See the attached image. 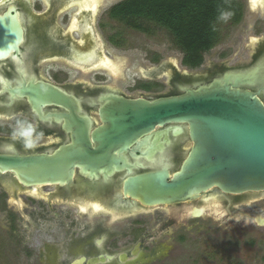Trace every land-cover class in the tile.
<instances>
[{
  "label": "flooded vegetation",
  "instance_id": "flooded-vegetation-1",
  "mask_svg": "<svg viewBox=\"0 0 264 264\" xmlns=\"http://www.w3.org/2000/svg\"><path fill=\"white\" fill-rule=\"evenodd\" d=\"M120 1L0 0V157H61L66 164L56 182L29 173L37 163L28 173L0 167V207L10 230L0 246L3 253L21 254L23 262L41 254L52 260L48 264L93 259L92 264H140L142 255L162 252L166 225H179L180 217L184 222L229 218L240 236L245 226H264L257 222L264 216L259 206L236 207L245 199H263L264 190L228 193L211 187L186 200L164 202V182L180 170L193 143L186 122L144 125L130 142L108 151L59 155L74 138L69 116L88 121V139L99 148L105 111L124 105L113 99L153 104L221 80L264 104V0L221 1L227 18L216 19L214 45L203 53L215 70L202 75L179 72L182 56L172 37L167 38L177 50L172 64L160 59L158 47L147 49L145 57L156 66L135 64L134 56L114 51L122 43L116 38L108 40L114 49L110 58L105 55L97 28L102 15L117 19L111 10ZM209 206L218 211H208ZM20 219L34 228L55 223L56 230L43 232L49 239L40 237L41 230L25 235L17 229Z\"/></svg>",
  "mask_w": 264,
  "mask_h": 264
},
{
  "label": "water",
  "instance_id": "water-1",
  "mask_svg": "<svg viewBox=\"0 0 264 264\" xmlns=\"http://www.w3.org/2000/svg\"><path fill=\"white\" fill-rule=\"evenodd\" d=\"M164 62L172 64L175 60L169 57L164 58ZM213 70L215 68L210 64L207 71L179 72L202 75ZM113 101L124 105L105 111L106 126L101 131L99 148L92 147L88 139V121L69 116L74 138L71 144L60 148L59 155L77 158L79 152L108 151L119 143L130 142L146 125L186 122L193 143L180 170L171 181L164 182L165 203L192 198L211 187L228 193L264 190V104L255 94L214 80L198 89L185 88L184 94L166 97L153 104H144L142 100ZM35 163L38 168L30 170ZM62 166L66 164L61 157L47 160L0 157L2 170L20 168L27 173L30 170L29 173L34 172L37 176L47 175L49 182L62 180L57 178ZM148 191L151 195V190ZM147 203L154 202L148 200ZM238 208L246 210L245 207ZM257 222L264 225V216L260 215ZM93 261L88 260V264Z\"/></svg>",
  "mask_w": 264,
  "mask_h": 264
},
{
  "label": "rangeland",
  "instance_id": "rangeland-1",
  "mask_svg": "<svg viewBox=\"0 0 264 264\" xmlns=\"http://www.w3.org/2000/svg\"><path fill=\"white\" fill-rule=\"evenodd\" d=\"M95 20L99 21V18L96 17ZM139 22L147 26V32L137 31L123 20H108L102 15L97 31L104 45V54L110 58V54H112L114 49L111 47L108 40L110 38H116L122 40V43L117 46L114 51H116L118 56H134L136 58L135 64H146L148 67L156 66V64L146 61L145 59L147 49L152 47L163 49V54L160 55L162 61H164V58L174 57L176 55L177 50L175 47L167 42V38L171 37V35L166 29L161 27L160 31H158L153 22L144 19H139ZM180 53L182 56L181 51ZM210 62L208 56H206L202 65L196 69L188 68L180 62L178 63V70L207 71ZM256 206H259L258 210L264 213V198L258 202L247 201V199H245L242 204L236 207H245L246 210H252ZM209 207L210 209L208 211H218V206ZM21 211L23 214H29V211L26 209ZM5 214L6 210L3 211L0 207L1 240L6 239L10 231L7 227V220L3 216ZM218 214L224 216L221 211H219ZM178 222L179 225H166L163 236L164 248L162 252L142 255L140 264H225L231 262H239L241 264H264V226L257 228L245 226L243 228V235L240 236V232L234 227L233 222L230 221L229 218H227V220L226 218H222V220L218 222H208V219L203 217L191 222H184L183 217H180ZM192 222L194 223V225H192L193 228L188 231L189 226H191L190 223ZM245 222H248V220L245 219ZM31 225H33L32 222L20 219L17 223V229L25 235H28L30 230V234L41 230L42 235L40 237L47 239H49V237L43 234V232H52L56 230L54 228V225H56L55 223H38L36 224L37 228ZM23 227H26L28 230H24ZM177 229H180V233H178L179 230L177 232ZM190 231L193 233L196 232V234L191 235L192 239L189 238ZM177 233L181 235L182 238L178 237ZM62 258L63 255L60 259V263L65 262ZM69 258H71V256H69ZM22 259L23 257L21 254L14 256L10 255L7 251L3 253V249L0 246V264H10L11 262L15 264H48L52 261L47 260V257L41 254L29 257L26 262H23ZM56 262L57 261H55V263Z\"/></svg>",
  "mask_w": 264,
  "mask_h": 264
},
{
  "label": "trees",
  "instance_id": "trees-1",
  "mask_svg": "<svg viewBox=\"0 0 264 264\" xmlns=\"http://www.w3.org/2000/svg\"><path fill=\"white\" fill-rule=\"evenodd\" d=\"M222 0H122L111 10L117 19L146 30L139 19L166 29L182 52V64L199 67L203 53L213 45L212 27L220 16Z\"/></svg>",
  "mask_w": 264,
  "mask_h": 264
},
{
  "label": "clouds",
  "instance_id": "clouds-1",
  "mask_svg": "<svg viewBox=\"0 0 264 264\" xmlns=\"http://www.w3.org/2000/svg\"><path fill=\"white\" fill-rule=\"evenodd\" d=\"M221 15H222V18L226 19L228 14L222 13Z\"/></svg>",
  "mask_w": 264,
  "mask_h": 264
},
{
  "label": "bare ground",
  "instance_id": "bare-ground-1",
  "mask_svg": "<svg viewBox=\"0 0 264 264\" xmlns=\"http://www.w3.org/2000/svg\"><path fill=\"white\" fill-rule=\"evenodd\" d=\"M89 5V4H88ZM88 8V7H87ZM216 207V206H215Z\"/></svg>",
  "mask_w": 264,
  "mask_h": 264
}]
</instances>
